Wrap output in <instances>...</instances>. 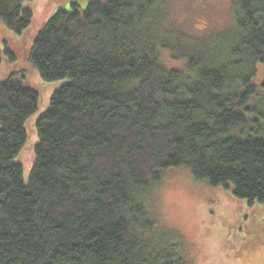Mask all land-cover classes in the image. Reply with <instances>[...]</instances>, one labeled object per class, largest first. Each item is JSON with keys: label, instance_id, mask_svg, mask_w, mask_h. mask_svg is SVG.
Here are the masks:
<instances>
[{"label": "trees", "instance_id": "16d2710c", "mask_svg": "<svg viewBox=\"0 0 264 264\" xmlns=\"http://www.w3.org/2000/svg\"><path fill=\"white\" fill-rule=\"evenodd\" d=\"M29 1L0 0L20 35ZM170 2H73L49 19L28 59L44 80L67 81L37 120L27 183L16 156L41 96L0 46V69L21 72L0 82V264H185L147 201L169 169L264 203V110L250 103L264 0H233L235 29L202 37Z\"/></svg>", "mask_w": 264, "mask_h": 264}, {"label": "rangeland", "instance_id": "374dc122", "mask_svg": "<svg viewBox=\"0 0 264 264\" xmlns=\"http://www.w3.org/2000/svg\"><path fill=\"white\" fill-rule=\"evenodd\" d=\"M77 2L85 7L88 0H32L26 3L34 11L31 26L17 34L0 20V46L9 47L23 59L22 67L30 83L40 91L38 112L25 124L28 140L16 161L24 167L29 181L39 143L37 120L49 109L53 94L67 80H44L29 62L28 52L49 19L60 8ZM170 14L185 22L196 36L231 33L234 28L233 0H171ZM26 40L24 49L21 43ZM26 50V52H25ZM166 63L180 67L166 54ZM173 63V64H172ZM21 67V68H22ZM15 73L4 63L0 82ZM257 93L251 105L264 110V65L260 64L254 79ZM148 195L150 208L160 223L166 225L182 247L185 264H264V203L249 204L236 197L230 188H212L199 182L185 169H169Z\"/></svg>", "mask_w": 264, "mask_h": 264}]
</instances>
